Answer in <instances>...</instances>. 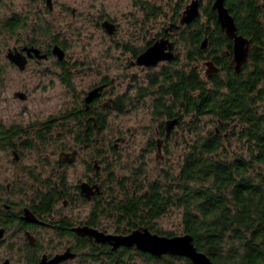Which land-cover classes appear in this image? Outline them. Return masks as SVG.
Listing matches in <instances>:
<instances>
[{
    "label": "trees",
    "instance_id": "trees-1",
    "mask_svg": "<svg viewBox=\"0 0 264 264\" xmlns=\"http://www.w3.org/2000/svg\"><path fill=\"white\" fill-rule=\"evenodd\" d=\"M134 1L144 11L143 29H149L151 20L166 17L159 4L150 0ZM213 1L207 0L206 4L200 1L199 16L181 29L171 30L185 46V62L181 63L177 57L160 74L150 75L155 91L149 90L147 84H141L136 91L137 96L152 97V111L157 118L177 116L179 121L175 125L179 127L187 122L186 130L192 138L187 142L188 148L177 170L163 169L151 180L140 166L131 178H126L129 185L108 177L106 185L107 180H115L119 185L115 188L107 185L111 200L106 205L98 202L92 207V225L97 226L99 217L106 215L117 219V232L127 233L147 226L161 235L174 236L177 234L160 229L155 220L169 208L177 207L182 211L180 234H191L198 249L209 255L214 264H264V111L259 109L264 102V0H225L238 32L251 43L248 60L239 71L232 62L233 40L221 28L217 13L212 9ZM186 4V0L174 2L172 13L166 17L168 26L166 24L156 38L165 36L170 24L179 22ZM0 27L12 34L30 28V42L43 47L49 55L54 44L63 49L66 46L65 40L57 38L50 23L39 16L30 20L26 15L14 14L4 19ZM40 37L48 39L47 44H43ZM206 37L208 45L202 48ZM150 44L125 46L136 58ZM199 59L206 63L212 61L219 71L203 76L194 66ZM60 66L62 80L70 84L72 75L66 61L60 62ZM3 73L0 64V78ZM131 99L129 95L128 100ZM124 104L116 96L109 107L121 111ZM92 116H96V120ZM203 116H211L215 127H202ZM166 123L164 126L162 122L159 129L169 140L174 127L167 135ZM62 126L75 142L96 148L108 123L106 113L86 110L80 105L59 114L58 118L50 116L25 125L0 121V150L46 147L52 143L54 127L56 132ZM233 143L240 148L233 147ZM157 144V138L150 139V148L156 149ZM111 148L116 151L114 145ZM102 151L97 148L95 155H103ZM32 191L35 200H39L35 210L40 214L50 211L51 192ZM6 201L12 207L0 205V226H11L19 218L17 208L20 210L23 205L22 201ZM102 247L106 251L101 258L99 248L92 244V258L104 264H135L137 258L154 264H193L185 256H155L125 246L113 250L109 244Z\"/></svg>",
    "mask_w": 264,
    "mask_h": 264
},
{
    "label": "rangeland",
    "instance_id": "rangeland-1",
    "mask_svg": "<svg viewBox=\"0 0 264 264\" xmlns=\"http://www.w3.org/2000/svg\"><path fill=\"white\" fill-rule=\"evenodd\" d=\"M51 1L53 9L48 8L46 0H2L0 2V26L4 19L14 14L26 15L30 20L39 16L42 20L49 22L57 38L66 42L64 50L67 67L72 75L71 82L67 84L62 80V69L56 63V55L50 59L40 58L42 62L39 63L32 59L25 70H20L12 64L6 57L8 48L22 45L23 40L32 35V30L23 28L17 34H12L0 27V64L4 70L0 78L1 122L5 124L20 122L25 125L34 121H44L50 116L65 113L73 106L79 105L83 98L82 90L87 89L103 76L111 81L106 98L116 97L129 86L136 85L137 88L141 83L146 85L148 74L156 76L167 67L166 64H160L154 70L138 66L129 67L128 60L133 57L125 44L140 47L152 42L158 32L166 24L168 26L169 19L166 17L172 13L176 0H150L163 8L166 17L159 16L151 20L149 29L141 27L144 11L134 0ZM186 1L187 4L191 2V0ZM200 1L203 4L207 3V0ZM106 19H110L116 25V30L112 35L101 25V22ZM40 38L43 44H47L48 39ZM173 38H178L176 50L178 61L184 63L185 46L180 42L178 34L174 33ZM194 63V66L205 76L208 69L207 63L201 59ZM134 76L139 79L137 84ZM20 90L27 91L26 99L15 97L14 93ZM130 90L133 89L130 88ZM134 94H132L133 100L139 104L138 107L124 111L116 110L114 107L105 110L108 126L101 133V138L99 137L98 147L83 148L81 146L76 163L67 168L72 183L82 178L85 161L92 159L97 148L103 149L102 154L107 166L104 174L107 179L113 177L128 185L131 183L126 178H131L140 166L144 168L146 176L151 180L163 169L168 170L172 167L177 170L181 157L188 148L187 142L192 138L188 136L189 133L186 130L187 122L183 127L176 125L172 127L174 132L167 141L168 152L165 158L160 159L156 156V151L148 152L146 148H148L150 139L157 138L156 126L163 119L157 118L158 116L153 113L152 97L147 95L143 98ZM263 105L264 102L259 107L261 112L264 111ZM200 125L206 129L215 127L211 116H203ZM66 130L64 126L58 127L55 132V146H75L73 136ZM115 142H117L116 151L111 148ZM51 144L44 148L45 152L51 149ZM234 146L237 145L233 143ZM237 148L240 147L237 146ZM38 153L37 147L25 150L21 161L14 163L10 153L0 150V198L4 197L16 202L28 201L32 195V187H29L32 180L28 177L29 174H24V166L38 162L36 159L41 157ZM45 169L46 171L51 170L50 168ZM39 177L44 178V176ZM115 180H107L108 187H117L119 184ZM8 183L11 184L9 190L6 189ZM20 184L23 186L19 187ZM24 190L27 193L23 192ZM90 206L92 208L93 204L70 205L64 209L60 204L59 208L63 213L80 217L88 212ZM181 212L179 208L171 207L155 220V224L164 231L180 234L183 230ZM101 219L109 231H113L118 226L117 219L114 217L101 215ZM0 252L4 253L5 247H2ZM19 257L20 252H16L17 261ZM69 264H84V262L75 260ZM88 264L104 263H95L92 258ZM135 264L154 263H147L144 259L137 258Z\"/></svg>",
    "mask_w": 264,
    "mask_h": 264
},
{
    "label": "flooded vegetation",
    "instance_id": "flooded-vegetation-1",
    "mask_svg": "<svg viewBox=\"0 0 264 264\" xmlns=\"http://www.w3.org/2000/svg\"><path fill=\"white\" fill-rule=\"evenodd\" d=\"M53 7L54 6L52 4V9ZM173 34L174 33L171 32V30L170 32L168 30L165 36H160L168 37L171 41L174 42V57L172 60L161 61L154 66H144L135 64L134 61L136 60V58H131L128 60V66H138L154 70L155 67L160 64H166L167 66L171 65V63L178 57L176 53L178 38H173ZM29 38H25L22 45L16 46L18 48H22L24 46H36L35 44H32L30 42ZM36 47H39L42 52H45L47 54L49 53L41 46ZM52 56L53 54H48V57L42 59H50L52 58ZM32 59H35L37 63L42 62L40 58L28 57L25 69L30 65ZM64 60L66 61V58L60 60L57 57V65L60 66V62ZM218 71L219 69L216 72ZM147 78L148 89L155 91V85L153 84L151 86L152 83L150 81V74H148ZM134 81L137 84L139 82V79L134 76ZM141 84L145 85L143 83ZM110 85L111 81L105 76L95 81L87 89L82 90L83 98H81L79 105L82 107L85 106L86 110H94L95 112L105 113V110L107 108H110L109 106L114 98H106L108 87ZM135 86H129L125 89V91L121 92V94L117 95L120 100L124 101L125 103L121 111L138 107L139 104L134 102V96L132 95L134 94V92V95H136V91L138 92L139 90V86L137 88ZM97 87L100 88L98 95L93 99L87 101L86 99L89 92ZM130 88L133 90H130ZM129 95L132 97L131 100H128ZM153 105L154 104L152 102V108L154 107ZM53 116L54 118L59 117V115ZM92 117L96 120V116ZM174 118H177L179 121V118L177 116H175ZM171 119L173 118L165 117L162 121L164 123V126L165 123ZM162 122L160 121L156 126L157 140H161V144H157L155 149L154 146L150 148L148 143V148H146L148 152L156 151V155L160 157V159L165 158L166 147L168 143L166 142V140L168 141V139H166V135L162 136L159 129L162 125ZM51 146L52 147L48 152H45V147H38V156H41L40 158L36 159L38 162H36L34 165L29 164L28 166H24L25 170H23L24 174H29L28 177L32 180L29 184V187H32V189L34 188L35 190H45L51 192L53 200L52 209L41 214L37 212L35 209L36 205H38L39 203V200H35L36 197L34 196V193L32 191V195L28 198V201L22 202L23 205L21 206L20 210L19 208H17L19 218L16 219V221L11 226H0V228L4 229L3 237L0 241V250L2 249V247H5V252H0V264H2L7 259L10 260L12 264H39L42 260H45V262L48 263L51 262V260L55 256L61 254L63 255L66 253L73 254V256L61 260L58 264H69L70 262H73L75 260L84 262V264H88V262L92 260V244L99 248L101 258L105 257V254H102L106 251V249L103 248L102 245L106 244L97 242L94 237H91L88 234L78 233L77 231H75V228L89 226L107 233H122L117 232V229L109 231L108 228L103 224L101 216L99 217V223H96L97 226L92 225L93 217L91 206L89 207L88 212L84 216L80 217L63 213V211L61 212L59 208L60 204H62V207L64 209H66L70 205L79 206L81 204H93V206H96L98 202H100L101 205H106L111 200V198L109 197L110 193L106 185L107 176L104 174V170H107V166L105 165V157L103 155L97 157L94 154L92 159H88L87 161H85V171L82 178H80L76 183H72L69 179L67 168L76 163L80 155L81 146L83 145L76 142L75 146L73 147H65L60 145L55 146L54 127ZM114 146H117V142L114 143ZM85 147L87 146H83V148ZM24 151L25 149L23 150L21 147L9 151L8 153L12 155V162L19 163L24 155ZM72 153H74V155ZM45 168H50L51 170L46 171L47 169ZM39 176H44V178L40 179ZM83 184H87V186L91 188V191L93 193L87 195V193L83 190ZM6 187L9 190L11 184L8 183ZM58 192H61V195H59ZM6 199L7 198L1 197L0 205H4L6 208L10 209L12 205L8 201H6ZM25 208L30 209L37 220L23 218ZM16 252H20L18 261L15 259ZM98 262L99 261H95V263Z\"/></svg>",
    "mask_w": 264,
    "mask_h": 264
},
{
    "label": "water",
    "instance_id": "water-1",
    "mask_svg": "<svg viewBox=\"0 0 264 264\" xmlns=\"http://www.w3.org/2000/svg\"><path fill=\"white\" fill-rule=\"evenodd\" d=\"M49 8L52 9V1L47 0ZM212 9L217 13V19L221 28L225 31L226 35L233 40V59L232 62L235 69L239 71L242 65L247 62L250 52V40L238 32L234 16L231 14L229 8L225 4V0H214ZM200 14V0H191L185 6L178 23H172L166 29L172 30L174 27L181 29L184 25L190 24ZM102 26L109 34H113L116 30V25L111 20L106 19L102 22ZM208 45V38L206 37L202 42V48ZM174 42L168 37H160L151 42V44L141 52L134 61L137 65L154 66L161 61L172 60L174 57ZM52 54L56 55L60 60L65 58V50L59 45L55 44L52 47ZM7 59L15 64L20 70H24L28 61V57L46 58L48 54L42 52L36 46H24L18 48L17 46L8 48L6 52ZM207 74L210 76L219 68L212 61L207 62ZM99 87L91 90L87 96V101L93 99L98 95ZM15 97L26 99L28 93L26 90L16 91ZM178 122L177 118L168 120L166 123L167 135L170 134L172 127ZM161 144V140H158ZM74 155V153H72ZM67 155V154H66ZM70 159V158H69ZM71 160V159H70ZM83 190L87 195L93 193L87 184H83ZM23 218L37 220L30 209L25 208ZM80 234H88L94 237L99 243L109 244L113 250L125 247H136L137 249L148 252L155 256L176 255L185 256L189 258L193 264H214L209 255L204 251L198 249L194 243L193 236L189 233L177 234L174 236L161 235L153 232L147 226H140L134 228L129 233H107L99 231L96 228L83 226L75 228ZM4 229L0 228V241L3 237ZM73 254L66 253L55 256L51 262L42 260L39 264H58L61 260L71 257ZM2 264H12L10 260H5Z\"/></svg>",
    "mask_w": 264,
    "mask_h": 264
}]
</instances>
